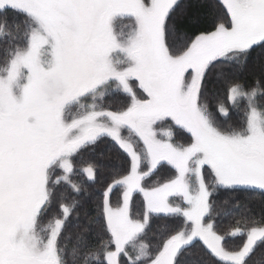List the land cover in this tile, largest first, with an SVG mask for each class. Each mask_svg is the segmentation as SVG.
<instances>
[{"label": "snow or ice", "instance_id": "obj_1", "mask_svg": "<svg viewBox=\"0 0 264 264\" xmlns=\"http://www.w3.org/2000/svg\"><path fill=\"white\" fill-rule=\"evenodd\" d=\"M9 11L23 19L0 22V264H185L197 241L219 264H249L264 245V213L248 209L221 233L212 197L264 195V0H0V15ZM250 64L258 78L248 87L230 74ZM116 94L130 98L121 110L104 105ZM225 99L246 101L239 125L217 119L229 116ZM173 127L189 142H173ZM105 138L130 167L90 215L62 189L80 195L74 157ZM165 166L174 175L150 183ZM79 171L95 183L94 163ZM115 187L123 193L113 206ZM82 216L69 254L62 238ZM153 217L179 223L161 225L149 245ZM96 228L107 238L89 245ZM237 237L242 245L225 247Z\"/></svg>", "mask_w": 264, "mask_h": 264}, {"label": "trees", "instance_id": "obj_2", "mask_svg": "<svg viewBox=\"0 0 264 264\" xmlns=\"http://www.w3.org/2000/svg\"><path fill=\"white\" fill-rule=\"evenodd\" d=\"M4 15L7 16V23L11 27L14 23L21 21L23 18L16 16L15 13L9 11L6 14L0 15V22L3 21ZM129 20H118L116 22V28L119 30L122 26L128 23ZM201 30L211 29L210 23H202L200 25ZM5 42L0 41V48L4 47ZM259 51V49L257 50ZM221 66L219 64L214 65L209 70V75L214 74ZM233 79H238L246 86L251 87L254 81L258 78L256 73L253 71L251 64L249 67L242 70L233 69L230 74ZM138 94H140L138 90ZM220 95L226 97V87L220 86ZM259 102L264 103V97L258 98ZM130 103V98L124 94L110 95L105 98L104 105L109 107L111 110H121ZM225 105L229 107V116L225 119L219 113H217V119L224 124L239 125L244 118V111L246 107V101L241 100L237 107H232L225 99ZM213 110H215V100H212ZM170 127L169 123L161 124L160 127ZM173 141L176 143H187L190 140V134L186 130H182L179 127H173ZM74 166L77 169L73 175V180L81 185L82 192L76 196L75 193H71L70 189H62L74 196L76 199L83 202L90 208V215L96 213L92 211L94 205L102 201V193L107 188L108 184L111 183L114 178V174H126L127 169L130 167V158L124 153L118 145L113 142L110 138L101 140L98 144L93 147L86 148L81 153L74 157ZM88 163H94L97 167L96 180L92 183L88 180L86 174L79 171L83 167L87 166ZM59 174V171L57 172ZM174 175V170L170 166H165L156 172V175L152 178L150 183L160 180L161 182ZM123 189L115 187L110 194V202L113 206L122 202ZM216 202L215 208L218 213L216 223L218 230L221 233L230 230L233 225L235 218L245 214L246 210L250 209L253 214L259 215L264 213V195L259 192H240V193H228L225 191H218L216 195L212 197ZM237 201L239 205L237 206ZM174 203L179 200H174ZM224 209H230L231 214L228 216L219 215ZM132 210L134 213H142L143 210V196L142 194L135 193L133 195ZM179 223V219L169 218L167 221L164 217H153L151 226L147 229V234L142 238L145 243L149 245H155L160 238L162 231L161 225L165 223ZM86 226V220L81 218L79 227L75 225L69 226L66 231L68 239H63L61 243L67 245L68 253H71L73 247L77 246V233H79ZM106 234L99 228L93 230L87 237L89 245H98L100 239H106ZM244 237H237L236 239H227L225 241V247L232 250L242 245ZM190 254L186 255L183 259L185 264H219L217 258L213 257L203 246L202 242L197 241L191 249L188 250ZM70 259V255H69ZM264 264V245H261L257 249L253 257L250 258L249 264ZM123 264V259H122Z\"/></svg>", "mask_w": 264, "mask_h": 264}, {"label": "rangeland", "instance_id": "obj_3", "mask_svg": "<svg viewBox=\"0 0 264 264\" xmlns=\"http://www.w3.org/2000/svg\"><path fill=\"white\" fill-rule=\"evenodd\" d=\"M117 21H118V20H117ZM117 21H116V22H117ZM116 22H115V24H116ZM128 23H130V21H129ZM128 23H126V24H128ZM126 24H125V25H126ZM161 128H162V129H166L167 127H162V126H161ZM173 142H174V141H173Z\"/></svg>", "mask_w": 264, "mask_h": 264}]
</instances>
